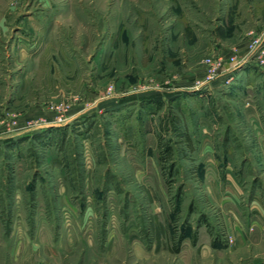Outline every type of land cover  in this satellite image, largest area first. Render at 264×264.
<instances>
[{
  "label": "rangeland",
  "instance_id": "1",
  "mask_svg": "<svg viewBox=\"0 0 264 264\" xmlns=\"http://www.w3.org/2000/svg\"><path fill=\"white\" fill-rule=\"evenodd\" d=\"M260 212L264 0H0V264H264Z\"/></svg>",
  "mask_w": 264,
  "mask_h": 264
},
{
  "label": "crops",
  "instance_id": "2",
  "mask_svg": "<svg viewBox=\"0 0 264 264\" xmlns=\"http://www.w3.org/2000/svg\"><path fill=\"white\" fill-rule=\"evenodd\" d=\"M264 215L260 212V214H257L255 215L252 214L249 216V219L247 221V225L249 226L248 228V231H249V234H251V232H254V228L257 229V228H260L262 227V224H264ZM256 226V227H255Z\"/></svg>",
  "mask_w": 264,
  "mask_h": 264
}]
</instances>
